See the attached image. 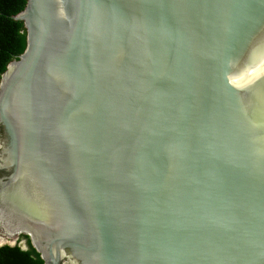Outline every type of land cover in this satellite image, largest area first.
I'll return each mask as SVG.
<instances>
[{
    "label": "water",
    "instance_id": "95a60500",
    "mask_svg": "<svg viewBox=\"0 0 264 264\" xmlns=\"http://www.w3.org/2000/svg\"><path fill=\"white\" fill-rule=\"evenodd\" d=\"M13 19L0 247L264 264V0H27Z\"/></svg>",
    "mask_w": 264,
    "mask_h": 264
},
{
    "label": "trees",
    "instance_id": "16d2710c",
    "mask_svg": "<svg viewBox=\"0 0 264 264\" xmlns=\"http://www.w3.org/2000/svg\"><path fill=\"white\" fill-rule=\"evenodd\" d=\"M27 0H0V82L8 65L18 59L26 49V31L22 22L13 18L21 13ZM24 250L16 246L0 247V264H45L41 256L31 246ZM23 240V239H22Z\"/></svg>",
    "mask_w": 264,
    "mask_h": 264
},
{
    "label": "flooded vegetation",
    "instance_id": "af4514ba",
    "mask_svg": "<svg viewBox=\"0 0 264 264\" xmlns=\"http://www.w3.org/2000/svg\"><path fill=\"white\" fill-rule=\"evenodd\" d=\"M0 139H1V136H0ZM3 177V175L1 174V172H0V179ZM25 240V241H27V239H26V237L25 236H23L22 238H21V240Z\"/></svg>",
    "mask_w": 264,
    "mask_h": 264
},
{
    "label": "bare ground",
    "instance_id": "6f19581e",
    "mask_svg": "<svg viewBox=\"0 0 264 264\" xmlns=\"http://www.w3.org/2000/svg\"><path fill=\"white\" fill-rule=\"evenodd\" d=\"M2 242H3V240H2V238L0 237V244H2Z\"/></svg>",
    "mask_w": 264,
    "mask_h": 264
}]
</instances>
